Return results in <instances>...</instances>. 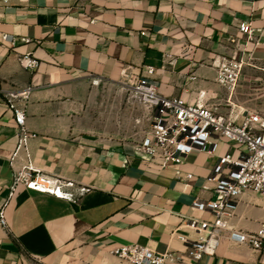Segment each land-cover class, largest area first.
Listing matches in <instances>:
<instances>
[{"label": "crops", "instance_id": "crops-1", "mask_svg": "<svg viewBox=\"0 0 264 264\" xmlns=\"http://www.w3.org/2000/svg\"><path fill=\"white\" fill-rule=\"evenodd\" d=\"M249 20L252 38L239 31ZM30 36L10 45L1 34ZM261 42L256 44L257 38ZM41 60L31 70L19 55ZM178 55L163 65V53ZM254 59L245 63L232 98L241 106L264 105V0H0V205L10 230L0 226V264H133L111 252L138 242L163 251L184 250L172 235L190 216L208 215L192 205L196 195L215 196L206 182L218 153L238 145L217 139L215 154L194 149L178 176L138 150L153 109L145 108L121 83L125 72L142 75L148 64L158 90L197 100L200 93L223 112L228 90L216 80L220 55ZM196 77L193 78L192 76ZM33 85L27 125L35 163L89 189L75 200L26 188L10 195L17 126L6 93ZM16 165L24 159L20 150ZM264 218V195L246 191L228 217L235 228L254 230ZM200 264H264V252L225 235L215 254Z\"/></svg>", "mask_w": 264, "mask_h": 264}, {"label": "built area", "instance_id": "built-area-1", "mask_svg": "<svg viewBox=\"0 0 264 264\" xmlns=\"http://www.w3.org/2000/svg\"><path fill=\"white\" fill-rule=\"evenodd\" d=\"M258 30L249 20L239 22V31L249 38ZM1 39L10 45L32 40L30 36H17L9 32H3ZM260 42L258 37L256 44ZM244 55L224 54L213 60L216 80L229 92L226 98L229 105L227 112L221 110L219 103L207 101L204 92L200 93L197 100L190 101L184 96L160 92L150 79V74L156 68L152 64L146 66L142 75L131 72L123 74L121 83L130 88L131 96L145 108L154 110L152 115L146 116L151 123L138 145L144 157L149 160L157 158L161 167L175 165L178 176L191 178L193 172L184 170L182 164L194 149L215 154L220 137L235 141L238 149L237 152L227 150L217 154L212 172L205 179L215 196L204 198L196 195L193 199L194 207L208 213L203 218L190 216L186 219L185 226L194 231L196 236L191 238L178 228L172 230V235L186 244L184 250L168 248L159 251L149 245L129 242L111 248L118 258L133 264H200L204 255L216 253L225 235L235 242L264 252V218L254 230L235 228L227 220L235 212L237 199L244 192L250 190L264 195V105L241 106L232 98L240 84L245 63L254 59L251 52H248L247 59ZM177 57L171 51H165L163 65L175 62ZM19 62L23 67L34 70L39 67L41 60L28 50L19 55ZM261 87L264 94V78L261 79ZM32 88L33 85L29 84L6 93L17 126L16 149L10 156L13 178L9 193L13 194L17 184L23 183L29 189L75 200L89 187L74 179L47 172L33 159L30 141L37 136V132L27 125V103ZM20 150L24 153V159L16 165ZM0 226L10 230L4 205H0Z\"/></svg>", "mask_w": 264, "mask_h": 264}, {"label": "rangeland", "instance_id": "rangeland-1", "mask_svg": "<svg viewBox=\"0 0 264 264\" xmlns=\"http://www.w3.org/2000/svg\"><path fill=\"white\" fill-rule=\"evenodd\" d=\"M127 88H128V91L131 92L130 88L129 87H127Z\"/></svg>", "mask_w": 264, "mask_h": 264}]
</instances>
